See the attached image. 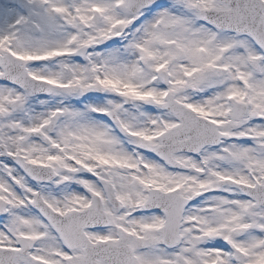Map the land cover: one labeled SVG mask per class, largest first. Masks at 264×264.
I'll list each match as a JSON object with an SVG mask.
<instances>
[{
	"label": "snow or ice",
	"instance_id": "obj_1",
	"mask_svg": "<svg viewBox=\"0 0 264 264\" xmlns=\"http://www.w3.org/2000/svg\"><path fill=\"white\" fill-rule=\"evenodd\" d=\"M0 264H264V0H0Z\"/></svg>",
	"mask_w": 264,
	"mask_h": 264
}]
</instances>
